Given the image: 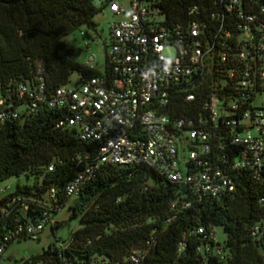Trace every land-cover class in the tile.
Listing matches in <instances>:
<instances>
[{"label":"built area","instance_id":"obj_1","mask_svg":"<svg viewBox=\"0 0 264 264\" xmlns=\"http://www.w3.org/2000/svg\"><path fill=\"white\" fill-rule=\"evenodd\" d=\"M259 1L264 0H210L207 7L189 6L185 21L168 24L159 0H99L101 8L119 16L108 23L106 71L75 87L61 84L47 98L49 105L67 111L58 125L74 127L80 140L96 146L94 161L66 180L63 192L76 194L99 162L144 164L159 179L181 183L196 197L230 193L239 171L264 180V4ZM167 46L172 53L166 56ZM83 63L93 66L92 56ZM15 90L28 97L24 113L45 99L39 61L32 86L21 82ZM178 101L183 103L177 106ZM172 107L197 108L176 115L168 112ZM17 115L10 101L0 97V121ZM6 188L0 187V193ZM55 191L54 186L47 189L33 222H15L6 229L0 259L10 242L35 238L54 223L61 207ZM259 200L264 206V198ZM16 203L27 207L26 201L8 196V209L0 211L6 215ZM190 231L202 233L198 249L221 253L202 225ZM250 234L264 238V210ZM142 254L131 249L124 258L137 262ZM96 261L104 258L90 257L87 264ZM19 264L48 263L27 255Z\"/></svg>","mask_w":264,"mask_h":264},{"label":"trees","instance_id":"obj_2","mask_svg":"<svg viewBox=\"0 0 264 264\" xmlns=\"http://www.w3.org/2000/svg\"><path fill=\"white\" fill-rule=\"evenodd\" d=\"M209 3L159 0L168 24L185 21L189 6ZM97 10L92 0H0V97L18 112L0 121V181L21 172L32 179L17 182L0 198V210L8 209V196L27 203L25 209L14 204L6 215L0 211V241L11 224L35 220L50 186L56 188L55 202L62 206L69 198L63 192L64 182L95 159V144L80 140L74 127L58 125L67 111L49 105L47 98L72 71L81 80L100 72L74 60L73 49L63 40L82 24L93 25ZM36 61L43 68L46 96L24 113L28 97L18 95L15 87L21 82L32 86ZM196 108L172 107L168 112L177 115ZM260 197L264 198V180H251L243 171L236 173L230 193L196 197L181 183L159 179L144 164L99 162L67 204L68 218L77 217L81 225L67 239L48 242L29 256L48 264H87L98 255L104 262L94 264H264V238L250 234L264 210ZM58 224L55 220L49 227ZM197 225L212 235L213 226L221 227L224 237L215 241L220 254L197 248L204 240L202 233L190 231ZM131 249L142 250L139 261L124 258Z\"/></svg>","mask_w":264,"mask_h":264},{"label":"rangeland","instance_id":"obj_3","mask_svg":"<svg viewBox=\"0 0 264 264\" xmlns=\"http://www.w3.org/2000/svg\"><path fill=\"white\" fill-rule=\"evenodd\" d=\"M93 4L98 7V10L92 16L93 25L82 24L75 28L63 37L66 45L73 49L72 57L74 60L84 62L87 56H92L93 66L99 71L103 70L104 66V46L108 40V23L119 17L110 13L105 7H100L99 0H92ZM164 55H170L172 48L167 46L163 50ZM81 79L76 71H72L68 81L65 83L68 87H75L80 83ZM31 176H26L24 173L11 175L0 181V187L7 185L4 193H0V198L12 190L18 183L31 182ZM74 199V195L69 196L67 201L54 213V217L59 221V224L50 228L48 225L38 234V237H24L10 242L3 251V257L0 259V264H19L21 258L39 253L42 248L46 247L48 242L58 243L62 239H67L71 230L81 225L79 219L68 218V207ZM213 237L215 241L220 242L224 233L220 226L212 227Z\"/></svg>","mask_w":264,"mask_h":264}]
</instances>
